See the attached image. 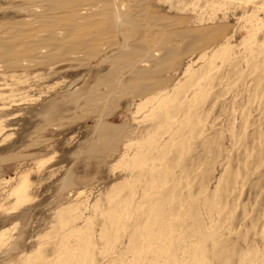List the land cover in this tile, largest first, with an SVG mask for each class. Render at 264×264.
I'll list each match as a JSON object with an SVG mask.
<instances>
[{"label": "rangeland", "instance_id": "obj_1", "mask_svg": "<svg viewBox=\"0 0 264 264\" xmlns=\"http://www.w3.org/2000/svg\"><path fill=\"white\" fill-rule=\"evenodd\" d=\"M263 253L264 0H0V264Z\"/></svg>", "mask_w": 264, "mask_h": 264}, {"label": "bare ground", "instance_id": "obj_2", "mask_svg": "<svg viewBox=\"0 0 264 264\" xmlns=\"http://www.w3.org/2000/svg\"><path fill=\"white\" fill-rule=\"evenodd\" d=\"M92 1H93V0H92ZM62 3H63V2H62ZM111 14H112V13H111ZM123 15H124V14H123ZM121 16H122V15H121ZM116 19L118 20V19H120V18H116ZM56 25H57V24H56ZM54 39H55V38H54ZM51 44H52V43H51ZM50 47H51V46H50ZM70 48H71V47H70ZM88 48H89V47H88ZM80 49H81V48H80ZM24 50H26V49H24ZM50 50H51V51H55V50L57 51V50H60V46H58V47H56V46H55V47H51ZM70 50H71V49H70ZM74 50H75V49H74ZM26 52H27V51H26ZM26 52H25V53H26ZM33 52L35 53V51H33ZM43 52H44V51H42V53H43ZM69 53H70V52H69ZM51 54H52V53H51ZM36 55L38 56V54H36ZM66 55H67V54H66ZM66 55H65V56H66ZM43 56H44V55H43ZM45 56H46V54H45ZM45 56H44V57H45ZM48 58H50L49 55H48ZM189 145H190V144H189ZM220 199H221V198H220ZM227 200H228V199H227ZM216 203H217V202H216ZM225 210H226V209H225ZM223 212H224V211H223ZM212 229H213V228H212ZM161 231H162V230H161ZM160 237H161V236H160ZM171 247H172V246H171ZM189 247H190V246H189ZM147 250H148V249H147ZM195 251H196V250H195ZM170 253H171V252H170ZM263 254H264V253H263ZM263 254H262V255H263ZM195 255H196V253H195ZM197 255H198V254H197ZM263 256H264V255H263ZM64 257H65V256H64ZM195 257H196V256H195ZM172 258L174 259V257H172ZM197 258H198V256H197ZM199 258H200V257H199ZM260 258H261V257H260ZM193 259H194V258H193ZM199 260H200V259H199ZM261 260H262V259H261ZM263 260H264V258H263ZM58 261H59V260H58ZM193 261H194V260H193ZM195 261H196V259H195ZM252 261H253V260H252ZM175 262H176V261H175ZM203 262H205V261H203ZM240 262H241V261H240ZM261 262H262V261H261ZM263 262H264V261H263ZM173 263H174V262H173ZM254 263H255V262H254ZM258 263H260V262H258ZM174 264H175V263H174ZM176 264H177V263H176ZM255 264H256V263H255Z\"/></svg>", "mask_w": 264, "mask_h": 264}]
</instances>
